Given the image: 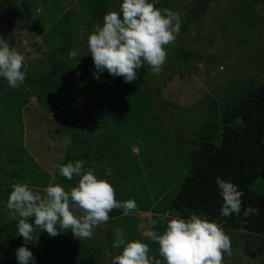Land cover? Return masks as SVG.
Returning <instances> with one entry per match:
<instances>
[{"label": "rangeland", "instance_id": "obj_1", "mask_svg": "<svg viewBox=\"0 0 264 264\" xmlns=\"http://www.w3.org/2000/svg\"><path fill=\"white\" fill-rule=\"evenodd\" d=\"M26 1L35 11L30 31L0 4V242L14 235L44 241L43 248L34 242L33 249L0 248V264H45L53 245L71 264H163L150 238L173 226L169 203L198 151L190 141L222 126L225 110L264 80V0H217L190 22L198 0ZM94 1L102 21L129 13L113 39L86 22ZM149 2L157 5L154 14ZM7 16L13 19L4 21ZM181 22H187L184 31L177 28ZM62 29L72 36L68 55L56 58L62 73L87 70L80 100L23 82L25 75L38 77L30 72L40 58L56 54ZM165 45L175 51L158 54ZM100 61L144 69V80L90 67ZM28 194L38 197L35 205ZM105 194L124 206L119 218L105 220L91 206ZM58 215L60 222L46 225ZM190 231L198 257L227 242L208 264H264L260 236L209 217L192 220Z\"/></svg>", "mask_w": 264, "mask_h": 264}, {"label": "trees", "instance_id": "obj_2", "mask_svg": "<svg viewBox=\"0 0 264 264\" xmlns=\"http://www.w3.org/2000/svg\"><path fill=\"white\" fill-rule=\"evenodd\" d=\"M214 1L217 0H198L186 21L190 22L202 16ZM0 4H4L7 9L12 8L13 14L20 15L19 22L22 27L28 31L32 29L33 24L31 23L35 11L30 3L26 0H2ZM97 4L93 2L92 18L86 19V22L95 21L99 27L107 31L101 36L113 39L115 32L130 17L129 13L124 10L118 14H110L105 21H102L101 14L104 11L98 10ZM84 5L87 8L90 7L87 3ZM155 9L157 5L149 2V12L154 14ZM71 16L70 11L65 21ZM12 19L11 16H7L4 21ZM187 22H181L177 28L184 31ZM9 31L5 39L9 45L13 46V38ZM71 37V33L64 29L60 30L61 44L57 47L56 54L50 58L48 55L41 56L42 58L30 72V74L33 73L32 76L37 74L38 77L32 79L36 75L32 78L30 75H25L23 82L52 87L68 99H83L80 86L87 75V70L76 75H66L62 73L61 64L56 61L59 55H68V48L72 44ZM165 47H162V52L158 54L166 53L168 56L172 54V50L175 51L174 47L166 45ZM93 63L90 67H97L103 71H116L122 79H129L132 82L144 80L140 76L144 69L125 71L121 69V67H126L123 62ZM46 64H51L50 71L45 70ZM147 64L150 66L151 61ZM20 67L18 66L17 72ZM41 69H43L42 73ZM6 79L16 80L17 78L9 75ZM7 109L10 110L9 107ZM9 114H11L10 111ZM221 124L222 126L216 125L211 134H204V130L202 134L190 141L192 145L198 147V151L191 153L190 170L181 182L177 195L169 203V206L176 212L173 226L165 234L154 235L150 238L154 241L152 245L157 247L154 258L163 264H208L210 258H218L224 254V246H227V242L214 243L204 257H198L195 254L190 231L192 220H206L209 217L215 223L225 225L232 230H240L264 238V80L258 86L251 87L237 105L225 110ZM217 129H224V132L219 134L216 132ZM55 132H60V129H55ZM5 150L11 153L16 151L15 148H9L7 145H5ZM1 194L5 196V191H1ZM16 197L17 195L12 199ZM98 197L91 206L103 219L114 220L125 213V208L119 201L108 200L106 194ZM28 198L32 206L38 201V197L33 195L28 194ZM61 220L62 215H58L47 221L46 225ZM110 233L109 231V238ZM43 241L40 239L35 242L31 236H7L4 241L0 242V248L5 252L22 245H26V249H33L35 248L34 243L43 248ZM47 250L50 252L48 254L50 258L45 264L73 263L68 260L62 250L55 249L54 245L49 246ZM163 251L168 253L167 259L162 257ZM35 254L37 255L36 251Z\"/></svg>", "mask_w": 264, "mask_h": 264}]
</instances>
